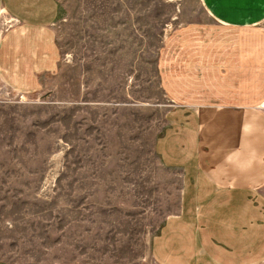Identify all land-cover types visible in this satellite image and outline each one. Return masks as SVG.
<instances>
[{
  "label": "rangeland",
  "instance_id": "rangeland-1",
  "mask_svg": "<svg viewBox=\"0 0 264 264\" xmlns=\"http://www.w3.org/2000/svg\"><path fill=\"white\" fill-rule=\"evenodd\" d=\"M59 1L58 76L0 90V261L153 264L179 202L155 152L176 105L165 77H187L189 27L216 25L201 0Z\"/></svg>",
  "mask_w": 264,
  "mask_h": 264
},
{
  "label": "crops",
  "instance_id": "crops-1",
  "mask_svg": "<svg viewBox=\"0 0 264 264\" xmlns=\"http://www.w3.org/2000/svg\"><path fill=\"white\" fill-rule=\"evenodd\" d=\"M201 1L217 27H189L187 77L177 64L165 77L176 105L155 152L177 174L179 202L152 238V263L264 264V0ZM61 15L59 0H0L14 21L0 22V90L48 89Z\"/></svg>",
  "mask_w": 264,
  "mask_h": 264
},
{
  "label": "built area",
  "instance_id": "built-area-1",
  "mask_svg": "<svg viewBox=\"0 0 264 264\" xmlns=\"http://www.w3.org/2000/svg\"><path fill=\"white\" fill-rule=\"evenodd\" d=\"M12 20H13V19H12ZM12 20H8V21H6L4 29L7 30L9 27H11V26L13 25V24L11 23Z\"/></svg>",
  "mask_w": 264,
  "mask_h": 264
}]
</instances>
